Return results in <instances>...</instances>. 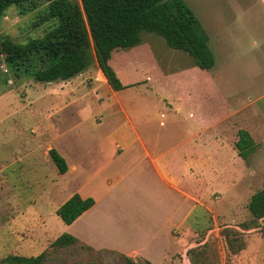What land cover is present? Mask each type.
I'll return each mask as SVG.
<instances>
[{
	"label": "rangeland",
	"instance_id": "obj_1",
	"mask_svg": "<svg viewBox=\"0 0 264 264\" xmlns=\"http://www.w3.org/2000/svg\"><path fill=\"white\" fill-rule=\"evenodd\" d=\"M184 1L208 35L215 59L213 68L202 71L188 54L169 49L155 34L143 33L136 48L114 54L116 65L127 74L137 69L136 79L154 68L152 74H157V80L159 76L168 79L163 88L150 87L149 80V89L141 84L116 92L113 98L107 88L95 89L99 79L93 63L81 77L82 83L71 86L72 96L76 100L85 92L86 108L95 114L101 111L102 124L112 120L116 99L128 113H217L221 118L234 110V116L226 121L230 129L235 126L232 134L236 135L237 128L248 129L256 139L257 150L247 164L254 175L236 183L233 199L222 204L217 200V213L213 214L216 225L210 222L207 229L212 230L209 238L217 242L219 264H264V237L256 230L244 232L245 249L235 256L228 254L219 237L221 227L238 229L236 226L250 219V197L264 186V0ZM34 3L35 7L24 14L14 6L7 9L0 20V44L5 40L26 44L41 39L53 28L55 21L44 20L46 4L40 0ZM0 57V259L7 255L38 256L64 233L97 246L145 241L156 234L161 215L135 214L132 202L127 207L125 199L123 204L116 202L117 209L98 207L73 225L61 222L55 211L80 183L58 174L49 150L56 149L66 162L81 167L89 153L94 155V145L106 133L100 132L96 115L81 113L82 101L54 110L60 98L47 92L55 83L36 82L25 76L13 78L3 65V55ZM110 65L114 69L113 62ZM100 99L105 102L103 106ZM163 99L167 101L163 103ZM77 108L80 114L71 116ZM238 168L242 172L240 164ZM132 214L140 218L139 227L130 228ZM208 222L204 219L202 228ZM105 256L106 264H115ZM77 257L83 258L79 252ZM117 260L116 264L123 263ZM178 260L176 264H190L184 254Z\"/></svg>",
	"mask_w": 264,
	"mask_h": 264
},
{
	"label": "crops",
	"instance_id": "obj_2",
	"mask_svg": "<svg viewBox=\"0 0 264 264\" xmlns=\"http://www.w3.org/2000/svg\"><path fill=\"white\" fill-rule=\"evenodd\" d=\"M139 44L125 49L136 48ZM115 58L113 55L111 61L114 71L126 87L120 91L140 87L141 84L146 88L149 80L150 87L163 88L167 84L166 77L159 76L157 80V74H152L154 68L146 70L140 79H136L137 69L130 70V74L122 73ZM93 63L96 64L95 61ZM88 69L76 79L55 82L56 85L47 92L60 98L53 105L54 110L61 105L74 106L82 101L81 113L96 115L100 132L106 133L94 145V155L89 153L88 161L81 167L75 162H66L60 155L67 165V172L63 176H70L80 183L71 196L78 194L83 199L94 200V205L70 225L98 207L117 209L115 204L117 201L123 204L122 199L126 200L127 207L131 201L134 213L137 211L138 215L147 212L161 215V218L157 233L145 241L97 246L74 237L94 250L114 251L149 264H176L178 258L186 255L189 249L208 240L212 231L207 229L209 223L213 227L216 225L217 217L213 214L217 213V200H221L222 204L233 199L236 183L254 175L247 164L257 150L256 139L248 129L237 128L236 135L232 134L235 126L230 129L226 122L235 114L232 109L227 112L231 114L221 118L217 113H128L122 101L116 99L114 118L102 124V112L95 114L86 108L85 92L80 95L77 93L78 97H82L76 100L72 96L71 86L82 83L81 77L88 73ZM97 78L96 90L107 88L113 98L117 96L116 92H120L110 88L99 68ZM166 101L163 99V103ZM99 103L101 106L105 104L103 99ZM78 109L70 115L79 113ZM240 130L248 132L256 144V150L248 162L238 156L235 148ZM239 164L242 172L239 171ZM139 219L135 215L131 216L128 220L130 228L139 227ZM204 219L209 222L207 227L202 228ZM226 226L230 225L223 227ZM203 229L207 230L201 235Z\"/></svg>",
	"mask_w": 264,
	"mask_h": 264
},
{
	"label": "trees",
	"instance_id": "obj_3",
	"mask_svg": "<svg viewBox=\"0 0 264 264\" xmlns=\"http://www.w3.org/2000/svg\"><path fill=\"white\" fill-rule=\"evenodd\" d=\"M40 1L46 4L44 20L55 21L53 28L41 39L26 44L9 40L0 44L3 65L13 78L25 76L41 83L69 81L95 61L110 88L120 91L126 87L110 62L115 52L139 44L143 33L155 34L169 49L188 54L200 70L208 71L215 64L208 35L184 0ZM12 6L24 14L35 3L34 0H0V20ZM237 135V154L248 162L256 144L244 130ZM48 156L60 175L67 172L65 160L55 149H50ZM93 205L92 198L83 199L74 194L55 214L63 224L70 225ZM247 209L250 219L236 226L238 229L226 226L219 231L231 256L245 249V231L256 230L264 237V186L250 197ZM78 252L82 259H78ZM105 254L115 264L117 259L122 260L121 264H138L114 251L94 250L67 233L58 236L38 256L7 255L0 259V264H106ZM186 255L190 264L220 261L217 242L211 238L189 249Z\"/></svg>",
	"mask_w": 264,
	"mask_h": 264
}]
</instances>
